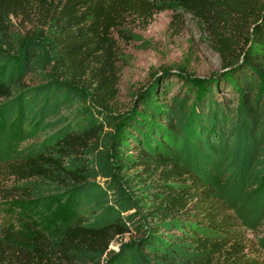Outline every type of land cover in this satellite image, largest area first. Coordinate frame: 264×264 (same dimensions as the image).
<instances>
[{
  "label": "trees",
  "instance_id": "obj_1",
  "mask_svg": "<svg viewBox=\"0 0 264 264\" xmlns=\"http://www.w3.org/2000/svg\"><path fill=\"white\" fill-rule=\"evenodd\" d=\"M165 11L218 69L181 68L121 105L116 38ZM36 136L0 164L5 193L69 215L0 226V264H264L198 175L229 148L264 193V0H0L5 155Z\"/></svg>",
  "mask_w": 264,
  "mask_h": 264
},
{
  "label": "rangeland",
  "instance_id": "obj_2",
  "mask_svg": "<svg viewBox=\"0 0 264 264\" xmlns=\"http://www.w3.org/2000/svg\"><path fill=\"white\" fill-rule=\"evenodd\" d=\"M170 14V11L156 14L146 29L129 24L123 31L125 38H116L119 104H130L140 96L139 89L151 81L156 82V86L165 79L175 84L176 80L170 76L181 68L196 79H203L218 69L216 56L206 49L204 39L191 26L186 24L179 35H171L168 29ZM37 139L36 136L18 141L8 156L5 154L10 146L4 147V138L0 139V164L4 158L15 157L13 150H25ZM229 153L230 149L226 148L217 160L207 166L200 165L198 175L218 191L221 204L232 216L249 249L264 260V193L261 194L258 180H252L249 172L244 173L239 182ZM9 188V180L0 181V190L4 189V197L0 196V226L12 224L17 227L18 221L23 219L41 230H49L69 215L67 204L54 200L40 211H27L25 207L28 204L6 195ZM24 230L29 233L28 229ZM111 247L114 248L113 245Z\"/></svg>",
  "mask_w": 264,
  "mask_h": 264
}]
</instances>
